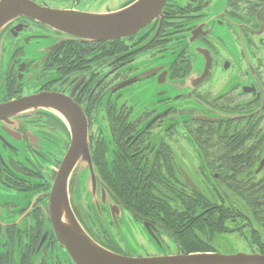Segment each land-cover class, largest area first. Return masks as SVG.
Wrapping results in <instances>:
<instances>
[{
    "label": "flooded vegetation",
    "instance_id": "af4514ba",
    "mask_svg": "<svg viewBox=\"0 0 264 264\" xmlns=\"http://www.w3.org/2000/svg\"><path fill=\"white\" fill-rule=\"evenodd\" d=\"M29 1L61 17L109 14L135 0ZM179 1L167 0L148 25L112 40L79 38L50 15H22L0 30V264H78L50 214L73 141L67 106L85 117L89 149L68 176L69 204L96 242L158 264H169L171 256L242 252L212 241L224 218L234 216L221 214L232 209L221 187L264 177V166L258 171L264 159V0ZM168 55L172 59L159 62ZM149 82L161 87L154 103H135L126 94ZM171 115L181 125L182 164L169 156L165 137L152 132L164 123L161 130L168 132ZM177 169L184 204L173 202ZM125 179L135 186L131 192ZM194 191L211 195L210 202H195ZM128 221L151 243L146 257L121 247ZM197 244L203 250H191Z\"/></svg>",
    "mask_w": 264,
    "mask_h": 264
},
{
    "label": "water",
    "instance_id": "95a60500",
    "mask_svg": "<svg viewBox=\"0 0 264 264\" xmlns=\"http://www.w3.org/2000/svg\"><path fill=\"white\" fill-rule=\"evenodd\" d=\"M167 0H136L128 7L104 15H64L52 16L44 12L29 0H0V30L10 21L22 15H43L54 19L53 24L65 28L67 33L79 38L105 40L126 37L136 33L160 15ZM37 15V16H36ZM33 16V17H34ZM60 107V106H59ZM72 126V146L66 156L52 190L50 214L54 229L78 264H158L157 259L126 258L104 248L93 240L80 225L71 211L69 192L66 186L68 176L76 165L79 156H88L87 122L76 107L63 109ZM2 112V111H1ZM0 112V115H2ZM264 165V160L258 171ZM191 185L192 182L185 174ZM169 264H264V256L222 255L194 253L190 255L171 256Z\"/></svg>",
    "mask_w": 264,
    "mask_h": 264
},
{
    "label": "rangeland",
    "instance_id": "374dc122",
    "mask_svg": "<svg viewBox=\"0 0 264 264\" xmlns=\"http://www.w3.org/2000/svg\"><path fill=\"white\" fill-rule=\"evenodd\" d=\"M183 1L184 0H180L179 3ZM170 59H172V56L168 55L166 58L162 59L159 62L169 61ZM149 84L150 85L147 86H138L135 88L136 90L135 92L126 93V94H128L129 96H134L135 103L143 102V104L144 103L152 104L155 101H157L158 98L160 97L159 91L161 90V87L159 86V84H156V82L154 84L149 82ZM214 84L215 83H212L210 85L213 86ZM210 85L207 86V90H211L209 89ZM174 86L175 85L173 84V87ZM169 89H170V94L175 97V94H173V89L171 90V87H169ZM181 96L182 94L176 96V98H181ZM126 100L128 101V99ZM172 117L173 115L169 116L168 132L162 131L164 129L163 127H165L167 123L162 124L160 128L157 129L154 128L152 132L156 135H161L163 138L165 137L164 140L169 142V156L170 155L176 156L175 160H180L182 164L183 159H181L180 156L185 155V150L183 144L181 125L172 123L173 121L171 120ZM174 118L176 117H173V119ZM152 138L154 139V135L152 136ZM193 156L194 155H192V157ZM86 178L88 179V176ZM225 182L227 181H222V183ZM199 183H201L202 185V181H200ZM215 184L218 185L219 183L216 181ZM257 184H260V186H257ZM214 186L215 185L212 184L213 188ZM250 188L252 189L251 191L249 190ZM234 190L236 194L233 193ZM169 191H171V189ZM221 194L223 196L222 201L225 202L224 201V197H225L228 199L227 205L232 206L231 210L230 209L224 210L222 211L221 214L223 215L230 212L234 214V216L224 218L225 221L223 222V230L220 231V233L219 232L215 233L214 241H212V244L215 243V246L217 248H220L218 243V240H220V242L226 244L227 248L231 252L242 251L239 253L248 254L244 251H251L255 249V250H260L261 253L264 254V177L260 175L258 178H254L253 180H250L248 178H237L236 180L228 181V185L226 188L221 187ZM241 198H245V201H243V203ZM245 203L249 207L250 205H252L251 208L248 209ZM243 205L246 206L247 210L243 209ZM183 212H184L183 215L185 217L189 215L187 214L186 209H183ZM128 222H129V228L126 227L124 232V236L127 242H125L124 247L123 246L121 247L123 249H129L132 251L137 250L139 251L140 254L138 256L146 257V253L149 252V250H151L149 246V244L151 243L145 237H144L145 240H143L144 238L140 236V234L143 235V233L140 232L141 231L140 228L134 222L131 221ZM170 243L171 241L169 242V244ZM170 245L172 246V248H174L173 244Z\"/></svg>",
    "mask_w": 264,
    "mask_h": 264
},
{
    "label": "trees",
    "instance_id": "16d2710c",
    "mask_svg": "<svg viewBox=\"0 0 264 264\" xmlns=\"http://www.w3.org/2000/svg\"><path fill=\"white\" fill-rule=\"evenodd\" d=\"M179 174H180V172L177 169V171H175L174 176H173L175 181H174V189H173V192H172V197H173V202L174 203L184 204V203H186L188 201H186V197H185V195L182 192V189H181V186H180V183H181L180 177L178 179L176 178L177 176H179ZM125 181H126V184L124 185V187L126 186L125 188H127L128 191L131 192L135 188L134 184L133 183L129 184V182H131V181H127L126 179H125ZM169 182H170V178H169ZM169 188H171V187L169 186ZM249 190L251 191L252 189L250 188ZM190 196L198 204H205V203H209L210 202V196L211 195L209 196L207 193H203V192L199 193V192L194 191ZM222 200H223V198H222ZM184 239L190 240V236L188 234H184ZM189 242H191V241H189ZM191 250H199V251H201V250H203V245H201V244L198 245L197 244L196 247L194 249H191Z\"/></svg>",
    "mask_w": 264,
    "mask_h": 264
}]
</instances>
